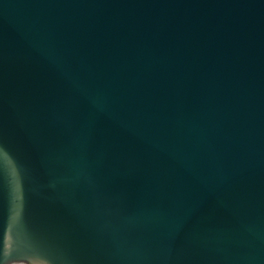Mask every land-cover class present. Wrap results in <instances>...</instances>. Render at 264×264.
Instances as JSON below:
<instances>
[{
  "label": "water",
  "instance_id": "water-1",
  "mask_svg": "<svg viewBox=\"0 0 264 264\" xmlns=\"http://www.w3.org/2000/svg\"><path fill=\"white\" fill-rule=\"evenodd\" d=\"M0 264H264V0H0Z\"/></svg>",
  "mask_w": 264,
  "mask_h": 264
}]
</instances>
